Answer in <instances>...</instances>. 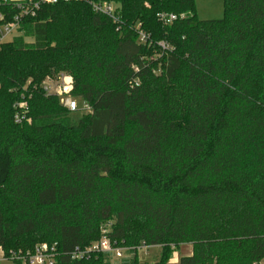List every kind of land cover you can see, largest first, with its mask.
<instances>
[{"label": "trees", "instance_id": "1", "mask_svg": "<svg viewBox=\"0 0 264 264\" xmlns=\"http://www.w3.org/2000/svg\"><path fill=\"white\" fill-rule=\"evenodd\" d=\"M94 1L118 5L120 31L88 2H59L0 51V248L147 264L146 245L168 264L191 244L180 264L263 263L264 0H224L219 20L198 0ZM0 13L20 10L0 0ZM61 73L91 108L78 120L43 89ZM108 224L124 259L70 258Z\"/></svg>", "mask_w": 264, "mask_h": 264}, {"label": "built area", "instance_id": "2", "mask_svg": "<svg viewBox=\"0 0 264 264\" xmlns=\"http://www.w3.org/2000/svg\"><path fill=\"white\" fill-rule=\"evenodd\" d=\"M15 3L20 13L15 16L14 20L0 24V51L2 46L9 42L10 37H15L16 33H19L22 19L27 16H35L36 13L44 5L57 4L59 2H88L92 5L93 10L98 13L109 17L114 24H116L117 31L122 28V17L119 12V7L115 3H101L94 0H11ZM161 21L166 24L172 23L178 17L174 14H159ZM0 19H4L3 14L0 13ZM139 33V40L143 44H147L149 41V35L141 29V24L137 26ZM164 49H168L169 46L166 43H160ZM138 85V84H137ZM74 88V80L68 73H61L56 77L47 78L43 83V89L47 95L57 96L60 103L67 108L71 113L78 112L81 108L77 98L72 95ZM88 108L89 106L85 104ZM111 231V224H108L102 229V236L100 240L93 244L81 248H76L69 254L72 260H83L90 258L96 253H108L111 256L112 262H117L124 259L127 256L128 248H121L116 245V242L111 240L109 235ZM151 247L143 245L138 249H149ZM1 261L8 262L10 264H57L58 257L61 255L58 250L57 244L42 243L38 244L33 250H12L9 254H6L2 248ZM264 264V261L263 263Z\"/></svg>", "mask_w": 264, "mask_h": 264}, {"label": "rangeland", "instance_id": "3", "mask_svg": "<svg viewBox=\"0 0 264 264\" xmlns=\"http://www.w3.org/2000/svg\"><path fill=\"white\" fill-rule=\"evenodd\" d=\"M197 13L202 20H219L225 17V2L224 0H198L197 1ZM19 33H16V36ZM13 37H10L11 41ZM80 110L72 114L75 119H79L84 114L91 112L90 107H86L81 99L77 98ZM193 247L191 244H183L179 249L175 250L168 264H180V260L183 256L191 255ZM0 257H2V251L0 250ZM139 260L142 263L154 264L161 258V248H149L147 250L141 249L138 252ZM0 264H10L5 261H1Z\"/></svg>", "mask_w": 264, "mask_h": 264}, {"label": "crops", "instance_id": "4", "mask_svg": "<svg viewBox=\"0 0 264 264\" xmlns=\"http://www.w3.org/2000/svg\"><path fill=\"white\" fill-rule=\"evenodd\" d=\"M152 248V247H151ZM153 248H160V247H153ZM2 257H0V259H1Z\"/></svg>", "mask_w": 264, "mask_h": 264}]
</instances>
